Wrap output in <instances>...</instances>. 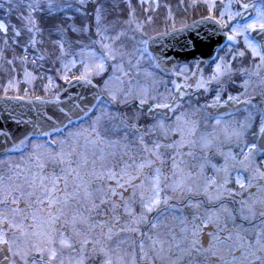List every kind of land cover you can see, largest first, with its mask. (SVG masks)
Returning <instances> with one entry per match:
<instances>
[{
    "label": "snow or ice",
    "instance_id": "6c2138e0",
    "mask_svg": "<svg viewBox=\"0 0 264 264\" xmlns=\"http://www.w3.org/2000/svg\"><path fill=\"white\" fill-rule=\"evenodd\" d=\"M6 5L18 23L0 20L4 100L58 104L57 80L95 92L86 128L7 146L20 155L0 160V264H264V0H179L229 42L207 75L149 51L169 21L178 31L167 2Z\"/></svg>",
    "mask_w": 264,
    "mask_h": 264
},
{
    "label": "water",
    "instance_id": "95a60500",
    "mask_svg": "<svg viewBox=\"0 0 264 264\" xmlns=\"http://www.w3.org/2000/svg\"><path fill=\"white\" fill-rule=\"evenodd\" d=\"M187 37L191 39L193 50L203 42L202 61L206 56L211 55L214 48L224 38L216 25L201 20L188 25L186 28L178 29L176 32L171 31L169 35L157 36V39L151 42L149 49L154 53L165 55L167 64L172 61L185 60L184 38ZM94 92V89L73 81L61 90L58 104H42L35 101L28 103L26 101L4 100L0 97V155L7 151V146L12 143L13 139L18 140L25 133L30 135L34 130L39 131L41 128L51 130L54 126L62 127L69 121V118L72 120L84 114L82 109H89L94 102ZM60 108H63L64 112L68 114L67 117L59 111ZM48 117H52V119L49 120ZM17 119L30 123L18 125L15 123ZM5 133L11 138L7 142L5 141Z\"/></svg>",
    "mask_w": 264,
    "mask_h": 264
},
{
    "label": "rangeland",
    "instance_id": "374dc122",
    "mask_svg": "<svg viewBox=\"0 0 264 264\" xmlns=\"http://www.w3.org/2000/svg\"><path fill=\"white\" fill-rule=\"evenodd\" d=\"M172 1L173 0H161V3H164V2H167V3H169L170 5H171V7L173 6V5H176L175 3H172ZM225 4H228L229 2H224ZM251 3H257V1H255V0H253V2H251ZM234 5V6H233ZM233 5H232V8H231V10L233 11V12H235L236 10H235V8L236 7H238L237 5H236V3L234 2L233 3ZM174 9H176V7H174ZM193 9L192 8H189L188 10H187V12H185V14H190V12L192 11ZM164 13H163V17H162V19H161V24H157L158 25V28L160 29L162 26L164 27V16L166 15V12H165V9H164V11H163ZM184 11L181 9V11H179L178 13H179V15H175V24H179V23H182L183 21H184V18L182 17V13H183ZM169 28H171V21H169ZM242 42V41H241ZM167 78V77H166ZM17 79H19L20 81H21V83L19 84V87H20V89L21 90H23L24 88H29V89H31V87L33 86V85H28V84H25V83H23V79H24V77H23V73L20 75V76H18L17 77ZM6 82H7V77L3 74V73H0V85H4V84H6ZM61 83H63L64 81H60ZM31 86V87H30ZM35 86V85H34ZM36 87V86H35ZM41 87V86H40ZM22 93V92H21ZM0 94L1 95H3V91H2V88H0ZM9 94H16V93H14V92H10ZM88 123H90V120H89V116L87 115V117H85L84 118V120L83 121H81V122H73V123H71L70 125H68L69 126V129H71L72 131H76V130H78V129H80V128H86L87 126H88ZM65 132H67L68 131V129H65L64 130ZM54 135L57 137V138H61L62 137V133H54ZM45 139H48L47 137H42V138H40L39 140L41 141V142H43V140H45ZM19 158V156L18 157H15V158H13L14 160L15 159H18Z\"/></svg>",
    "mask_w": 264,
    "mask_h": 264
},
{
    "label": "trees",
    "instance_id": "16d2710c",
    "mask_svg": "<svg viewBox=\"0 0 264 264\" xmlns=\"http://www.w3.org/2000/svg\"><path fill=\"white\" fill-rule=\"evenodd\" d=\"M5 0H0V3H4ZM6 7L7 5L5 6V8H0V20H4V21H7L9 24L10 23H13V24H16L18 23L17 20H16V16L18 14L17 11H13L11 17L9 18L7 12H6ZM20 76V74H19ZM35 86H36V89H40V91H38L40 94H43L42 92V89L40 87V82L39 81H36L35 82Z\"/></svg>",
    "mask_w": 264,
    "mask_h": 264
},
{
    "label": "flooded vegetation",
    "instance_id": "af4514ba",
    "mask_svg": "<svg viewBox=\"0 0 264 264\" xmlns=\"http://www.w3.org/2000/svg\"><path fill=\"white\" fill-rule=\"evenodd\" d=\"M196 64V62L195 61H192V62H188V63H186L185 64V67H189V66H193V65H195ZM211 65V63H207V64H205V75H207L208 74V72H209V66ZM192 70L194 71L195 70V68L193 67L192 68ZM183 83V82H182Z\"/></svg>",
    "mask_w": 264,
    "mask_h": 264
}]
</instances>
